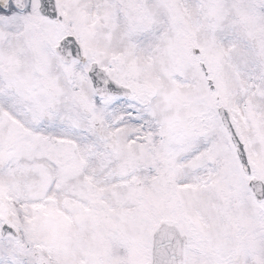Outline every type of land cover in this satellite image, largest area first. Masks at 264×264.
<instances>
[{
	"label": "snow or ice",
	"instance_id": "6c2138e0",
	"mask_svg": "<svg viewBox=\"0 0 264 264\" xmlns=\"http://www.w3.org/2000/svg\"><path fill=\"white\" fill-rule=\"evenodd\" d=\"M0 264H264V0H0Z\"/></svg>",
	"mask_w": 264,
	"mask_h": 264
}]
</instances>
